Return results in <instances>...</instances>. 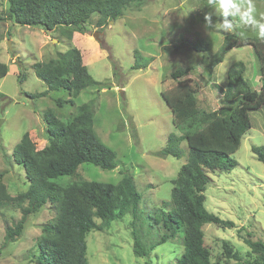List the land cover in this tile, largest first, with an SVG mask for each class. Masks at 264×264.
<instances>
[{"label": "rangeland", "instance_id": "374dc122", "mask_svg": "<svg viewBox=\"0 0 264 264\" xmlns=\"http://www.w3.org/2000/svg\"><path fill=\"white\" fill-rule=\"evenodd\" d=\"M212 2V0H211ZM238 7L228 9L227 20L231 31L217 27L224 20V10L207 0H147L141 7H126L122 16L103 28L97 25L98 16L86 14V34L75 36L71 43L83 55L91 76L109 84L98 91L84 90L71 99L64 89L50 92L45 97L32 95L46 92L48 87L35 73L33 65L58 52L65 53L69 42L59 32L47 33L39 27L14 25L6 17L8 0H0V62L8 66L7 76L0 79V172L12 196L28 190L25 169L13 160V152L25 133H29L38 149L49 143L44 113L51 110L58 118L66 119L77 107L95 100L94 131L104 145L117 155L119 165L108 171L93 164H82L80 177L87 181L116 184L127 171L134 179L141 195L139 210L144 213L137 221L145 248L155 245L163 231L154 223L155 210L163 202L171 201L173 180L187 161V144L183 142L180 158H162L159 153L168 145L171 133L176 132L172 112L162 94L172 89L177 81L172 73L177 68L194 66L183 79H191L197 88L198 105L206 111L218 109L228 81L229 70L243 62L245 79L261 91V63L252 46L237 47L229 51L224 61L208 73L203 57L211 58L224 42V35L235 33L240 39L258 38L256 23H247L246 0H236ZM255 7L250 13L253 20L264 23V0H252ZM211 16L208 25L206 16ZM98 33L99 40L94 37ZM203 40L208 52H196L195 44ZM70 44V46H71ZM135 52L143 58L153 59L141 70H133ZM120 75L114 74L115 65ZM26 76L21 82L20 74ZM65 101L58 107L56 101ZM73 101V103L71 102ZM251 128L241 141L239 150L231 157L238 166L229 173L211 174L205 206L209 212L225 221L235 223L234 228H220L214 224L203 226L205 245L212 261L231 263L224 253L228 242L234 251L251 259L250 248L244 237L264 242V164L252 152L253 147L264 146V107L249 114ZM73 177H63L69 182ZM56 215L51 204H46L31 215L22 236L1 249L5 232L21 219L22 212L14 205L0 211V264H34L36 242L43 227ZM150 217V221H147ZM132 217L112 222L107 230L92 231L87 237L89 264H177L184 253L183 238L177 235L161 246L151 248L147 258H137L133 251ZM100 221H97L99 223Z\"/></svg>", "mask_w": 264, "mask_h": 264}, {"label": "trees", "instance_id": "16d2710c", "mask_svg": "<svg viewBox=\"0 0 264 264\" xmlns=\"http://www.w3.org/2000/svg\"><path fill=\"white\" fill-rule=\"evenodd\" d=\"M147 0H8L6 17L14 25L39 27L47 33L59 32L69 42L65 53L33 65L36 75L45 82L46 92L32 95L45 97L50 92L67 90L71 99L84 90L98 91L109 84L96 81L84 64L82 52L73 44L75 33L86 34L89 30L85 15H97V25L103 28L110 21L119 19L126 7H141ZM215 3L207 0V5ZM5 20L0 15V24ZM71 44V46H70ZM252 46L261 63V91L255 90L245 79L246 64L239 62L228 72V81L221 106L213 111L199 107L197 88L191 79H183L195 68H177L172 73L176 85L162 94L172 112L176 132L171 133L168 145L160 153L162 158H180L181 144H187V161L173 180L171 201L163 202L155 210L152 223L162 231L158 242L146 249L139 234L138 223L141 195L137 192L133 177L122 171V179L116 184L90 182L80 177L82 164H93L103 170L118 167L116 153L104 145L94 131L95 100L77 107L66 119L58 118L51 110L44 113L49 143L38 149L29 133H25L13 152V160L25 169L28 190L12 196L3 182L0 172V211L5 206L19 207L22 217L14 227H8L1 249L22 236L24 226L31 215L46 204L56 211L55 217L42 229L36 242L34 264H89L87 237L92 231L110 228L112 222L131 216L133 251L137 258H147L151 248L161 246L177 235L183 238L184 253L177 264H264V242L244 237L250 248L251 259H245L234 251L228 242L224 253L231 263L212 261V254L205 245L203 226L214 224L220 228H234L232 221L222 220L205 206L206 191L211 174L229 173L238 163L235 154L245 134L251 128L249 114L264 107V40L240 39L235 33L225 34L219 51L211 58L203 57L202 64L208 73L221 64L227 53L234 48ZM194 50L208 52L209 45L199 40ZM133 70L146 68L153 59H146L135 52ZM115 65L114 74L119 76L120 67ZM8 66L0 62V79L7 76ZM21 82L26 80L22 73ZM73 103V101L71 100ZM58 107L65 101L58 99ZM253 154L264 164V146L253 147ZM63 177H73L69 182ZM147 217V221H150ZM97 221H100L97 223Z\"/></svg>", "mask_w": 264, "mask_h": 264}, {"label": "clouds", "instance_id": "9594fccd", "mask_svg": "<svg viewBox=\"0 0 264 264\" xmlns=\"http://www.w3.org/2000/svg\"><path fill=\"white\" fill-rule=\"evenodd\" d=\"M215 5L219 6L220 9L224 10V20L222 23H218L217 27L220 29H223L224 31H231L232 30V24L227 20L228 16V9L230 8H237L238 4L236 0H214ZM246 3L248 5V12H245L243 15L244 17L247 18L246 22L247 23H256L259 28V33H258V39L264 40V23H258L257 21L253 20V18L250 16V13L254 11L255 7L252 3V0H246ZM262 18H264V15H262ZM207 24H211V16H206L205 17Z\"/></svg>", "mask_w": 264, "mask_h": 264}, {"label": "crops", "instance_id": "0c3cea01", "mask_svg": "<svg viewBox=\"0 0 264 264\" xmlns=\"http://www.w3.org/2000/svg\"><path fill=\"white\" fill-rule=\"evenodd\" d=\"M77 35H81L80 33H75L74 34V36H73V41H74V39L76 38L75 36H77ZM247 70V69H246Z\"/></svg>", "mask_w": 264, "mask_h": 264}, {"label": "water", "instance_id": "95a60500", "mask_svg": "<svg viewBox=\"0 0 264 264\" xmlns=\"http://www.w3.org/2000/svg\"><path fill=\"white\" fill-rule=\"evenodd\" d=\"M94 37H96V39L99 40V38H98V33H96V34L94 35Z\"/></svg>", "mask_w": 264, "mask_h": 264}]
</instances>
